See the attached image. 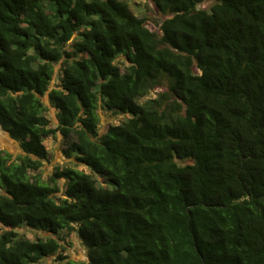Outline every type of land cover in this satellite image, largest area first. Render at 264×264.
I'll return each mask as SVG.
<instances>
[{
	"label": "trees",
	"instance_id": "trees-1",
	"mask_svg": "<svg viewBox=\"0 0 264 264\" xmlns=\"http://www.w3.org/2000/svg\"><path fill=\"white\" fill-rule=\"evenodd\" d=\"M151 1L0 0V264H264V0Z\"/></svg>",
	"mask_w": 264,
	"mask_h": 264
},
{
	"label": "rangeland",
	"instance_id": "rangeland-1",
	"mask_svg": "<svg viewBox=\"0 0 264 264\" xmlns=\"http://www.w3.org/2000/svg\"><path fill=\"white\" fill-rule=\"evenodd\" d=\"M129 5L131 10L134 14L140 18L146 20V24L149 28L158 31V25L161 23V16L157 13L156 8L151 0H124ZM45 2V3H44ZM47 11L54 13L56 11L53 4H50L46 1L42 2ZM212 5L211 1H208L205 5L206 8H209ZM60 67H57L59 70ZM57 77V75H56ZM161 90H156L151 92V94L143 99L141 102H144L147 99L156 98L157 93H160ZM46 105L49 107V117L52 120L53 125L57 123L56 119V111L52 108L47 101L45 100ZM101 126L100 131L103 132L109 125H120L126 120V116L116 115L113 112H101ZM45 145L49 150L50 156L49 161L44 162V166L41 171V179L45 182H48L49 178L55 171L57 167H65L70 166V160L66 157L65 149L68 147L66 141H63L62 136L59 135L57 139L55 138H48L45 140ZM8 150L13 156L17 157L23 154V150L21 149L20 145L15 142L14 140L10 139L6 132H4L0 128V150ZM80 170L90 173V170L86 167L79 168ZM100 183L103 184V179H99ZM65 181L61 180V184H64ZM20 232L30 238L35 239L36 237H42V234H35L29 232L27 229H21ZM63 246L65 248V255L68 256V260L73 261H87V250L85 249L84 245L81 241L75 237L68 238L67 243L64 242ZM44 264H58L55 263L53 258L47 259Z\"/></svg>",
	"mask_w": 264,
	"mask_h": 264
},
{
	"label": "clouds",
	"instance_id": "clouds-1",
	"mask_svg": "<svg viewBox=\"0 0 264 264\" xmlns=\"http://www.w3.org/2000/svg\"><path fill=\"white\" fill-rule=\"evenodd\" d=\"M1 128V127H0Z\"/></svg>",
	"mask_w": 264,
	"mask_h": 264
}]
</instances>
